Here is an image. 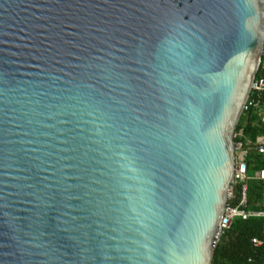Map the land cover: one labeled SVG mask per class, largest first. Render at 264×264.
Returning <instances> with one entry per match:
<instances>
[{
  "label": "water",
  "instance_id": "1",
  "mask_svg": "<svg viewBox=\"0 0 264 264\" xmlns=\"http://www.w3.org/2000/svg\"><path fill=\"white\" fill-rule=\"evenodd\" d=\"M263 43L264 0H0V264H212Z\"/></svg>",
  "mask_w": 264,
  "mask_h": 264
},
{
  "label": "trees",
  "instance_id": "2",
  "mask_svg": "<svg viewBox=\"0 0 264 264\" xmlns=\"http://www.w3.org/2000/svg\"><path fill=\"white\" fill-rule=\"evenodd\" d=\"M262 64L264 65V59ZM264 76L260 71L258 78ZM253 102H260L259 108L244 111L236 128L235 144H242L243 149L249 152V169H262L264 158L256 152L260 138L264 136V124L260 114L264 105V92L254 93ZM236 199L230 204H238L241 195V186L234 187ZM247 211L261 213L264 210V182L248 181ZM264 242V217H251L244 221L241 218L234 220L226 231L221 242L214 249L212 264H264V246L255 247L253 240Z\"/></svg>",
  "mask_w": 264,
  "mask_h": 264
},
{
  "label": "built area",
  "instance_id": "3",
  "mask_svg": "<svg viewBox=\"0 0 264 264\" xmlns=\"http://www.w3.org/2000/svg\"><path fill=\"white\" fill-rule=\"evenodd\" d=\"M264 48V43H263ZM264 59V55L261 58L260 67L258 72L251 84L250 93L247 99V102L244 106V111H248L249 109L255 107H260V102H253L250 98L254 93H263L264 92V76L258 78L257 75L260 71L264 72V65L262 64ZM260 118L262 123L264 124V105L262 113L260 114ZM256 152L264 158V136L260 138L258 145L256 147ZM235 153H240L241 157L236 159V171L234 175V180L232 183V187L229 193L228 205L225 209L224 215L222 217L219 229L215 235L214 239V249L217 245L221 242V239L224 237L227 230L230 229L233 222L237 218H241L242 220L246 221L251 217H264V210L261 213L247 211L245 208L248 205V181H249V167H248V156L249 152L243 149L242 144H235ZM241 166H244V169H241ZM257 179L264 182V165L263 168L259 170L257 175ZM241 186V195L238 204H230V201H234L236 199L234 194V187ZM253 245L255 247H262L264 246V242L258 239L253 240Z\"/></svg>",
  "mask_w": 264,
  "mask_h": 264
},
{
  "label": "rangeland",
  "instance_id": "4",
  "mask_svg": "<svg viewBox=\"0 0 264 264\" xmlns=\"http://www.w3.org/2000/svg\"><path fill=\"white\" fill-rule=\"evenodd\" d=\"M240 157H241L240 153H236V159H239ZM247 158H248L247 162L249 163V159H250L249 156ZM259 170H260L259 168L249 169V174H248L249 181L250 180L257 181V175L259 173Z\"/></svg>",
  "mask_w": 264,
  "mask_h": 264
}]
</instances>
